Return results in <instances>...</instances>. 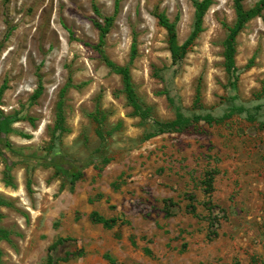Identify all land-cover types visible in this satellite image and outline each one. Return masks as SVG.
Returning <instances> with one entry per match:
<instances>
[{
	"label": "rangeland",
	"instance_id": "1",
	"mask_svg": "<svg viewBox=\"0 0 264 264\" xmlns=\"http://www.w3.org/2000/svg\"><path fill=\"white\" fill-rule=\"evenodd\" d=\"M159 13L182 43L193 0H0V264H264V8L230 72L234 0L175 64Z\"/></svg>",
	"mask_w": 264,
	"mask_h": 264
},
{
	"label": "trees",
	"instance_id": "2",
	"mask_svg": "<svg viewBox=\"0 0 264 264\" xmlns=\"http://www.w3.org/2000/svg\"><path fill=\"white\" fill-rule=\"evenodd\" d=\"M212 0H193L194 7H195V14H194V23L193 28L188 37L182 42L178 43L177 35L175 30V22H170L168 18L162 14H157L158 23L163 26L167 31V43L168 49L170 51L172 62L179 63L185 56L188 48L191 46L193 40L196 38L198 33L201 31V24L203 16L209 7ZM235 2V9H236V21L233 26L228 27V34L224 41V51L223 55L225 58V66L228 72L233 71L234 68V40L240 29L242 28L243 24L250 18L259 15L261 10L264 8V0H258L257 3L250 9L244 10L240 0H234ZM112 17H105V25H102L100 22H95L96 26L100 30V36H103L107 33L108 26L111 24ZM135 50L134 46L132 45V52ZM108 65L114 70L116 73L121 75L122 82H123V90L126 94V98L128 102L132 105L135 112L142 114L143 109L139 104L134 88L131 82L130 72L127 66H120L116 65L115 63L108 61ZM61 114V110H59V116ZM208 120H211V116H206ZM197 120L198 117H195ZM192 120L188 117H185L182 113H178L175 120L171 122L161 123L159 124V131L165 130H177L182 127H186L190 124ZM80 171V168L79 170ZM79 176V174H78ZM91 220L97 223H101L104 227L110 228L115 224L114 218H105L98 213H92Z\"/></svg>",
	"mask_w": 264,
	"mask_h": 264
}]
</instances>
